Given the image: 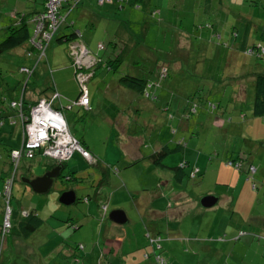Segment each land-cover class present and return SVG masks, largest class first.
<instances>
[{"label":"rangeland","instance_id":"rangeland-1","mask_svg":"<svg viewBox=\"0 0 264 264\" xmlns=\"http://www.w3.org/2000/svg\"><path fill=\"white\" fill-rule=\"evenodd\" d=\"M89 1L84 0L82 4L88 6ZM132 1H126L122 8L115 0L101 6L91 2L93 9L103 12L94 15L96 23L93 30H85L95 31L96 43L102 41L107 44L109 40L106 31L103 32L107 20L112 32L123 22L125 30L131 33L137 43L131 53L127 52L125 63L117 71L107 72L106 88L100 86L99 82L103 79L98 75L88 82L91 96L95 94L99 97L97 107L93 108L95 105L90 102L93 108L91 111L76 106L65 110L72 134L85 136L97 148V152L106 153L107 157L115 156L116 148L119 151L121 148L115 137L116 131L106 121L112 118L113 104L119 108L125 106L127 114L134 118L131 127L140 130L138 138L142 142V152L149 154L160 147L158 144L173 147L176 139L183 140L184 150L168 155L163 163L174 167L180 165L181 161H187L185 170L189 172L199 165H204L207 170L204 171L205 175L198 173L193 179L188 174L185 176L184 185L193 192L192 204L184 209L188 204V200H184L181 209L184 210L179 213L182 218L177 217L174 223L170 222V236L174 238L170 239L173 241L167 249L180 264H264V117H254L252 114L255 85L251 75L252 72L264 70V58L245 54L248 47L261 44L264 0H142L140 8L130 3ZM20 2L0 0V41L6 36L8 14L20 6ZM24 8L31 9L29 5ZM107 8L110 12L104 13ZM153 10L156 11L153 13ZM64 11L60 10L61 16L65 14ZM107 13L109 16L104 15ZM72 17L73 14L68 20ZM60 34L57 32L53 36L54 43L58 44L56 38ZM24 48L25 45L0 54V110L13 114L12 118L15 119V123L9 119L0 123V190H4V180L12 178L9 195L13 212L20 214L21 210L29 211L35 207L44 224L28 237L18 234L16 226L0 246V264H35L31 259H36L37 255L44 256L46 234L51 225L56 224H62L63 230L68 229L62 239L64 246H76L83 242L81 254L89 259H100L104 245L101 241V248L94 247L96 240L92 237V217H83L80 213L83 220L85 218V221L90 222L89 225L82 224L75 230L66 227L67 219L74 218L70 211L74 214L80 212L86 203L82 198L93 197L100 175L95 174L93 177L85 170L75 179H67L68 169L64 166L49 191L39 194L32 191L22 178H33L48 170L45 158L37 154L32 159L22 157L16 169L9 160L7 150L12 144L16 148L20 147L21 133L19 118L15 111L7 108L8 101L19 97L23 89L24 83L17 72L18 67H32L35 63V59L21 56ZM98 52L104 56L107 50ZM45 55L48 59V48ZM46 57L41 59L35 71L42 81L47 78V72L52 71L51 65H46ZM124 73L148 77L154 83L156 98L149 100L139 95L132 100L137 94L132 92L131 96L130 91L122 89L118 82ZM159 74H163V78H159ZM3 97L7 100L4 101ZM128 98H131L127 101L129 105L125 103ZM136 108H139L140 114L134 116ZM138 138L128 144V149L134 150ZM185 153L190 159L184 157ZM229 159L233 160L234 165L237 162L242 164V168L225 164ZM86 160L82 159L89 165L88 169H94L95 166ZM248 162H252L256 169L250 178ZM116 168L118 173L110 170L114 186H108V189H102L101 186L109 200L102 199L107 207L104 216L100 214V218L107 223H114L109 219V213L118 208L119 203L123 210H127L125 212L129 213L130 218L133 212V220L136 221L139 209L131 199L134 197L138 203L142 192L129 195L124 190L126 181L122 171L130 172V179H145L141 184L134 182L128 185L139 189L147 186L145 198L148 201L158 199L152 195L155 186L159 185V182H153V178L161 169L157 168L154 172L155 168L147 162L132 164L123 169L116 165ZM165 173L162 172L158 177L167 180ZM252 182L257 185L256 189L252 188ZM73 183L76 185L78 200L68 205L60 203L59 195ZM205 195L219 196V201L205 208L200 204V199ZM92 201L95 203V213L99 214L97 203ZM3 210L4 201L0 196V221L3 219ZM139 221L142 229L136 244L141 243L143 226L147 222L144 220L142 223L140 218ZM131 223H114L122 229V235H115V239L125 244L126 250L134 248L128 247L135 237ZM178 225L180 228L176 229ZM233 228L235 232L224 234V229ZM215 241H222L226 246L220 247ZM136 251L134 249L131 252ZM160 256L168 263L167 251ZM137 259L143 257L138 255ZM48 260L42 264H49L52 259ZM116 260L118 264H124L121 259ZM127 263L130 264L129 261Z\"/></svg>","mask_w":264,"mask_h":264},{"label":"trees","instance_id":"trees-1","mask_svg":"<svg viewBox=\"0 0 264 264\" xmlns=\"http://www.w3.org/2000/svg\"><path fill=\"white\" fill-rule=\"evenodd\" d=\"M18 1H20V0H18ZM82 1H84V0H61L60 1V4L58 5L57 11H56L57 18H58L57 27H56L55 31L52 33L51 38H50V40L51 39L53 40V36L56 35L57 32H62L63 30L66 31L67 29L69 30V33L67 35L66 34L65 35L60 34L56 39H58L60 42H65L64 44L66 46V53L68 55V58L70 60L71 65L73 67L74 78L76 80H77L76 71L78 68L73 63L72 57L69 55V48L68 47H69L70 42H76L79 44H83L86 48H87V46L85 45V43L82 40V31L75 27L77 20L80 21L79 16H77L75 19L73 16L70 20H68V17L73 14L72 13L73 9L79 8L80 4L84 3ZM92 1L95 2L97 5L101 6L105 2H110L112 0H103L101 3L99 2V0H92ZM115 1L119 4V7L122 8L123 4L126 3V1H128V0H115ZM33 2L36 3V2H38V0H34ZM26 3H27V5H29L30 1L21 0L20 6H18L17 8H14L8 14L9 23L5 26L6 36L3 40L0 41V54L25 45V48L22 51L23 53H21V56H23L24 58L35 59V63L32 67L30 65H27V66L26 65H20L18 67L17 72L21 75V79H22L21 82L24 83L23 89H22L20 96L11 98L8 101V105H7V108L9 107V108H11V110L16 112V115L19 118L20 126H21V144H20V147L19 148H10L9 147L7 150L9 160L13 163H14V160L12 158L11 153L14 150L21 152L19 161L22 157L32 159L35 157L36 154L43 156L41 154L42 149H40V148L34 149L35 154L33 157L29 158L26 156V154H25L26 147H25V141H24L25 133H24V129H23L24 123L30 117L31 107L36 105L40 98H45L47 101L50 102L51 106H52V104H53L52 102L54 100H59L60 106L56 107V108H54L53 106L52 107L54 109L60 111L64 117H66L65 110H71L74 106H76L78 108H83L86 111L91 110L89 89H88L89 106H87V109L84 108L83 106L77 105L75 103V101H77L79 93H80L79 82H77V84H78V95H77V97L72 99V100H68L66 102H60V99H59L60 95H58L56 89H52L51 82H49L47 80L39 81L40 78L38 76V73H35L36 66L39 64L41 59L46 57L45 52H46V49L48 47L50 40L48 42L42 41L43 42V50L35 48L33 46V43L36 42L37 40H39V38H40V34L36 32V28H37V24H38L39 15L45 11V0H40L39 5H42L43 7H42V9L37 10V11L25 10V8L22 9L21 6H23ZM130 3H132L133 5H136L137 8H140V5L142 4V0H133ZM61 9H65V11H64L65 14L63 16H61L59 13ZM155 11L156 10H153L151 12L154 13ZM136 43L137 42L133 40L131 33L128 32L127 30H125L124 23L120 22L118 24L117 28L114 30L113 34L111 36H109V40L107 41V44H104L102 42L97 44V52H92L91 50H89L87 48L93 57V63L90 67H88V68L83 67V69H82L83 72L90 73V77L86 83L88 84V82L91 80V78L95 75L97 68L98 69L103 68L107 72L108 71H117L118 68L125 63L126 57H127L126 56L127 52L131 53V51L134 48V46L136 45ZM248 48L249 49H247V51H246L247 53H245V54H247V55L255 54L257 57L264 58V31L261 34L260 46H258V47L250 46ZM98 50H102V51L107 50V53L103 56V55L99 54ZM41 51H43V52L41 53ZM134 63H137V62H134ZM32 64H33V62H32ZM134 65H136V64H134ZM134 67H136V66H134ZM159 75H160L159 78H163V74L162 75L159 74ZM251 75L254 77V85H255L254 99H253V104H252V114L254 115V117H257V116L258 117L259 116L264 117V70L252 72ZM118 82H120L119 85L122 89H124V90L128 89L129 91L137 94V95H135V98L139 95L142 97H145L149 100H154L156 98L155 91L153 90L154 83L148 77L146 78L145 76H142L141 74L138 75V74L124 73L119 77ZM28 86H29V88L27 89ZM87 88H88V86H87ZM36 89H38V98L32 104H30V102H29L30 100L28 98H26L25 95L27 94L28 90H29V92L34 94V91ZM2 99L4 101L7 100V98H5V97H3ZM1 112H3V111H1ZM2 117L0 114V121L3 120ZM7 117H8V115L6 117H3V118L5 119ZM10 120L12 123H15L14 118L11 117ZM66 123H67V120H66ZM67 126H68V123H67ZM68 128H69V126H68ZM137 131L138 130L136 129L135 126H132V127H130V129H128L129 134H131L133 132L137 133ZM71 134H72V132H71ZM72 135L74 136V134H72ZM83 148H85V147H83ZM184 148H185L184 141L181 139H176V143L174 144L173 147L169 146L168 144H164V145L160 146L157 150H154L151 153H149L148 155L143 156L141 159H137L134 162L133 161L130 162L129 165H132V164H134L140 160H147L155 166H166L163 163L164 159L168 155H170L174 152L183 151ZM75 152H78V151H75ZM92 155L95 158V161L94 162H88V163L90 165H93L96 167L98 166V168L102 172L103 176H105V173L108 170H111V171L113 170L115 173H118V169L116 168V165L104 164V163L102 165L101 159L99 157L95 156L94 154H92ZM69 159L67 161H69ZM230 159L227 160L225 162V164H228L229 166H233L234 165L232 163L233 160H230ZM62 164L63 163H61V165ZM252 165H253L252 162H248L247 172L249 174L248 175L249 178L252 177L256 171L255 167ZM187 166H188L187 161H181L180 165H178V166H174V167L166 166V167L173 170L174 177H176V178H174V180L177 181V179H179L182 175L183 176L187 175L185 172V168ZM234 166L237 169L242 168V164H240L239 162L235 163ZM251 168L254 169L253 173H250ZM201 170H202V172L200 171V169L197 166L193 167L190 171V177L195 178V176L198 173L205 175L204 171H206L207 169L203 168ZM10 179L12 180V178H10ZM67 179H70V178L68 177ZM7 180L8 179L4 180V183H3V189L4 190H2V191L0 190V196L3 198V201H4L3 219H2V221H0V246L5 241L6 236L9 233H11L12 230L16 228V226L18 227V234H20L23 237H28L36 229H38L43 223V220L39 217V215L35 212V210L33 208L30 209L29 211H23L22 212V210H21L20 214L13 212L14 210L10 206V195H9L10 190H11L12 181H11L9 190L6 192L5 191V185L7 183ZM101 182H102V179H100V182L98 183V185H97L98 187H96L95 194H94L95 198L98 200V208H99V216L100 217H101L100 214H102L104 216L105 211H106V207H107V204H104L102 202V199H105V201L109 200V198H108L109 196L105 197L101 191V188L99 187V186H101V185H99V184H101ZM161 184H162V182H159V185L152 192V195H159V193H160V195H163V193H161V190H159V187L161 186ZM252 188L253 189L257 188V185L255 184V182H252ZM169 199H171V197ZM77 200L78 199L76 197L75 201H77ZM82 200L84 202H88L89 196H85L84 198H82ZM103 205L105 206V209L102 208ZM7 208L10 210L8 218H9V221L11 223V227H10L8 232H6V231L3 232L1 227H2L4 220H5ZM12 217H14V223L12 222ZM73 217H74V215H73ZM73 219H71V218L67 219L68 221L66 222V227L75 230V229H78L79 225L77 224V222L76 223L72 222ZM145 236H146L148 242L152 245L153 252L144 254L142 264H148V262H150L149 261L150 257H153L152 258L153 260H151L150 264H167V262H165L160 256V254L163 253V251H162L163 248L161 245V240H162L163 236H161L160 233H158V232H157V234H152V232L148 229L145 230ZM68 246H70V245H68ZM70 247H71V249H73L72 253H69V255L64 256V257H60V255L63 256L65 254L60 253V255H59V253H58L59 259H52L51 264H113L110 261L113 257L111 245H105L104 246V251H102V253H101L102 258L93 259V260H88V259H86L85 256H83L81 254L80 250L83 249V247H84L83 242H79L76 246H70ZM56 254H57V252H56ZM126 255H128V253H126Z\"/></svg>","mask_w":264,"mask_h":264},{"label":"crops","instance_id":"crops-1","mask_svg":"<svg viewBox=\"0 0 264 264\" xmlns=\"http://www.w3.org/2000/svg\"><path fill=\"white\" fill-rule=\"evenodd\" d=\"M28 1H30V4L29 3L28 4H29V7H31L30 10H32V11L40 10L43 7L42 5H39L40 0H38V2H36V3L33 2L34 0H28ZM91 2H93V1L90 0L88 3V6H84V4L81 3L80 7L81 6L82 7L73 9L72 13H73L74 19L77 16H79L80 21L77 20L78 23L75 24V27L82 31L83 42L85 43V45L87 46V48L89 50H91L92 52L93 51L97 52V50H96L97 44L102 42V41H98L96 43L95 39H96L97 35H96L95 31L94 32H86L85 30L86 29L93 30V27L95 26V23H96L95 22L96 17L94 15H98V14L103 13V12L101 10L99 11V10L93 9ZM26 6H27V3L21 7H22V9H24V7H26ZM106 12H110L109 8H107L104 13H106ZM104 15L109 16V13L104 14ZM104 24L105 25L103 26V32L106 31L105 34L106 35L108 34L107 36H111L114 31L112 32V27H111L110 22L107 20V22ZM68 33H69V30L67 29L66 31L65 30L62 31L61 35H65V34L67 35ZM56 42L59 45L54 43L51 39L49 44H48V47H47L49 49V58L47 59V57H46V62H47L46 65L50 64L52 67V71L47 72V78L44 80L51 82L52 89H56L58 95H60V98H59L60 102H66L68 100H72V99L77 97V95H78V84H77L76 80L74 79V70H73V67L70 63L68 55L66 53V46L64 44L65 42H60L58 39H56ZM61 44H63V45H61ZM50 75H51V78H50ZM97 75L99 78L103 79V81L99 82L100 86L103 87V89L106 88V86L108 84L106 82V76H108L107 71L104 70L103 68H101V69L97 68L96 73L91 78V80H93V78ZM142 76H144V75H142ZM2 80L3 81L5 80L4 77L2 78ZM39 81H42V79H39ZM5 83H7V82H5ZM17 88L18 87H16V89ZM89 94H90V91H89ZM130 94L132 96L131 91H130ZM25 97L28 98L30 100L29 101L30 104H32L38 98V89H36L34 91V94L29 92L28 94L25 95ZM103 98H106V97H103ZM130 99L131 98L126 99V101L124 100L125 103L127 104L130 101ZM134 99H135V96H134V98H132V100H134ZM90 102H91V104L95 105V106H93V108L97 107L100 103L98 95L96 96L95 94H93L91 96V94H90ZM52 103H53L52 106L54 108L60 106L59 100H54ZM127 105H129V104H127ZM112 106H113L114 113L112 114V118H108L106 121H108L110 123L112 130L116 131L115 137H116V140L119 143L120 148H121V151H119L118 148H116V151H115L116 155L115 156L107 157L106 153L102 154L99 151L97 152L96 151L97 148L93 144H91V142L88 141L85 138V136L81 135L80 137H78V136H76V133L74 134V136L77 138V140L80 142V144L83 147H85L88 151H90L92 154H94L95 156H97L101 159L102 165H103V163L104 164L117 165L118 167L120 165V168L123 169L122 167L126 168L130 164V162H132V161L134 162L137 159H141L143 156H146L148 154L145 152H142V150H141L142 142L138 138V133H140V130H138L137 133H134V132L131 134L128 133V129H130V127L132 125V121L134 118H131L127 114V108L125 106L123 108L122 107L119 108L118 105H113V104H112ZM93 108H91V110ZM91 110H88V111H91ZM0 114H1V117L2 116L6 117L8 115V117L5 119L2 117L3 121H0L1 124L4 121H6L8 119L10 120V118L13 117V114H10V113L6 114L4 112H1ZM139 114H140L139 108H136V113L134 114V116H137ZM81 117H83V116H81ZM66 120H67V118H66ZM67 123H68V121H67ZM68 126H69V124H68ZM10 127L12 128V126H10ZM69 129H70V127H69ZM20 133H21V126H20ZM134 138H138V139L134 143L135 147H134V150L132 151V150L128 149V144H131V141ZM121 140H122V142H121ZM157 146H162V144H158ZM10 148H16V146H14V144H12V146H10ZM185 155H186V153L184 154L185 158L190 159L189 156H185ZM38 156L43 157L39 154H38ZM43 158H45V157H43ZM82 159L86 160L83 156H81V154L79 152H74L72 154L71 158L69 159V160H72V162L71 161L53 162V161H49L48 159L45 158V164L49 168H51L52 166L63 163L61 165L60 172L64 169V166H66L68 169L66 172L67 178L69 177L70 179H75L76 176H80L81 174H83V172L85 170H87L88 175H91L93 177L95 174H98V176L100 175L98 178V183L100 182V179H102L101 184H99L102 186V189L103 188L106 189L108 186L110 187L113 185V182L111 180L110 170H108L105 173V176H103L102 172L100 171L98 166L93 167L94 169H88L89 165L84 163L82 161ZM116 162H118V164H115ZM140 162H143V163L147 162L149 164V166L151 165L153 168H155V169H153L154 172L157 168L161 169V171H159L158 174L154 175L153 182L154 183L155 182H162L161 186L159 187V190H161V193H163V195H160V193H159V195H154L155 197L157 196L158 199H151V200L147 201L145 198V192L148 191V188H146L147 186L139 189V188H135V187H129V185H128V183H134V182H136L137 184H141L142 182L145 181V179H140V178L135 179V177L130 179V177H129L130 172H128L126 170L122 171L123 178L126 181V183H124V188H125L124 190L128 191L129 195H131L133 192H137V191L142 192V196H140L138 203L135 202L134 197H133V199H131V202L136 203L137 208L139 209V211H138L139 216L135 212L136 217H137L136 221L133 220V212L131 214L132 218H130L129 213L125 212L127 210H123L122 206H119L120 205L119 203L117 206L118 208H115V209H121L125 212L126 217H127V221H126L127 223L132 222L130 224V226H131V230L135 231V237H133V239L130 241V243H129L130 246H128V247H134V248L126 250L125 244H120V242L117 239H115V238H117L115 235H117V234L122 235L121 227L114 224L115 222L114 223H111V222L107 223L105 220L102 221L99 214L95 213V203L92 201V200H94L97 203V207H98V200L94 196L95 191L93 192L94 193L93 197L89 196V201L83 205V208L80 210V212H77L74 214L72 211H70L74 215V219L72 220V222H74V223L77 222V224L79 226L82 224H84L86 226V225H89L90 222L85 221V218L83 220V217H87V216L92 217V219H93L92 222L94 223L93 229H92V232H93L92 237L94 240H96V244L94 245V247H95V249H96V247L101 248V241H102L104 246L105 245H111L113 257L111 260L110 259L109 260L113 264H118L116 259H121V261L124 264H128L127 261H129L130 264H142L143 263L142 262L143 259H137L138 255L143 257L145 253H152L153 252L152 245L148 242V240L145 236V230L146 229L150 230L152 232V234H157V232H158V233H160L161 236H163V238L161 240V245L163 248V250H162L163 253H165V251H167L168 255H169V259H168L167 264H180L179 261L174 258L171 251H169L167 249V247L170 246L171 241H173L170 239L174 238V237L170 236L171 235L170 231L172 229H170L169 226H170V222L174 223V220L177 217L182 218V216H179L180 211H183L184 209H186V207L188 205L190 206L192 204L191 199H192L193 192H191V190H188V188L184 185V183H185L184 178L186 175H184V176L182 175L176 181V180H174V178H176V177H174V173L171 171L170 168L166 167L167 165L166 166H155L147 160H140L134 164H137ZM176 166H178V165H176ZM162 168H166V169L163 170ZM198 168H200V170H201L204 168V165H199ZM164 171L167 172V173H165L167 180H162V178L158 177ZM185 172L190 177V172L187 170H185ZM74 184L75 183L71 184L70 188H67V189L73 190L75 192V197H76V191H75L76 185H74ZM101 186H99V187L101 188ZM120 188L123 190V187L120 186ZM155 188H156V186H155ZM102 189H101V191H103ZM102 193L105 197H108L105 194V190ZM170 197H171V199H169ZM238 198H240V195H238ZM184 200H186V201L188 200V204H186L185 206H184V204H185ZM218 201H219V196L217 198V202ZM131 206H132V204H131ZM183 206H184V209L181 210ZM245 207H247V205ZM21 209H25V208H21ZM33 209L38 214L37 209L35 207H33ZM98 210H99V208H98ZM80 213L83 215V217H81L82 215H80ZM195 216H197V215H195ZM138 217L140 218L142 223L144 222V220H146L147 222H145L144 226H143V235L140 238L141 243L136 244V238H139V233L141 232V229H142V227H140V225H139L141 223H140ZM49 223H47V221H46V224L50 225ZM43 224L44 223H42L41 226H43ZM178 228H180L179 225L176 226V229H178ZM67 230L68 229L63 230L62 224L51 225V227L48 231V234H46L47 240L43 244L44 245V247H43L44 256L40 257L37 255L36 259H31V260H33L35 264H42V262L44 263V261H47L48 259H59L58 253H59V255H60V253L65 254L63 256L60 255V257L67 256V255H69V253H72L73 249H71V247L68 245L64 246V244L62 242L63 236L66 235ZM230 231L235 232V229L233 228L230 230L229 229L223 230V232H225L224 233L225 235H227V232H230ZM69 237H71V235ZM118 237H120V236H118ZM236 237H239V236L236 235ZM215 243L217 245H219L220 247L225 245V243L222 241H215ZM134 249L137 251L131 252ZM254 250L256 253L258 252V251H256V248ZM56 252H57V254H56ZM119 252L121 253L120 256L118 255ZM126 253H128L127 256H125ZM39 258H42V259H39ZM43 258H47V259H43ZM86 259L93 260V259H89V258H86ZM125 259H129V260L126 261ZM36 260H37V262H36ZM151 260H153V259H149L150 262H151ZM24 261L29 262L28 259H24ZM51 263L52 262H50L49 264H51Z\"/></svg>","mask_w":264,"mask_h":264},{"label":"built area","instance_id":"built-area-1","mask_svg":"<svg viewBox=\"0 0 264 264\" xmlns=\"http://www.w3.org/2000/svg\"><path fill=\"white\" fill-rule=\"evenodd\" d=\"M61 0H45V11L39 15L36 32L40 34L39 40L33 43L37 49L43 50V42H48L52 33L57 27V7ZM103 0H99L101 3ZM100 46V45H99ZM69 55L73 59V63L78 68L76 78L79 82V96L75 103L87 109L89 106L87 81L90 73L82 71L83 67L88 68L93 63V57L90 51L83 45L76 42H70ZM43 51H41L42 53ZM84 57L87 59L85 60ZM38 111H40L38 113ZM25 137L26 156L31 158L35 154L37 148L42 149L41 154L53 162H66L73 152L78 151L88 162H94L95 158L87 151L80 142L71 134L65 117L60 111L54 109L50 102L45 98H40L38 103L31 107L30 117L23 125ZM14 160V168L18 166L20 151L14 150L11 153ZM254 169L251 168L250 173ZM11 179L7 180L5 191L10 188ZM102 208L105 209L103 205ZM5 220L2 225L3 232H8L11 223L9 221L10 210L7 208ZM161 260V259H160Z\"/></svg>","mask_w":264,"mask_h":264},{"label":"water","instance_id":"water-1","mask_svg":"<svg viewBox=\"0 0 264 264\" xmlns=\"http://www.w3.org/2000/svg\"><path fill=\"white\" fill-rule=\"evenodd\" d=\"M61 169V164H57L52 168L46 170L43 174L38 175L33 178H26L23 177L22 180L25 184H27L32 191L35 193H46L49 191L53 181L56 177L59 176ZM75 192L73 190H65L62 192L59 197L58 201L62 204H72L75 202ZM217 202V198L213 195H205L200 199V204L205 207L209 208L213 206ZM109 219L115 223L124 224L127 221L126 214L121 209L112 210L109 213Z\"/></svg>","mask_w":264,"mask_h":264},{"label":"flooded vegetation","instance_id":"flooded-vegetation-1","mask_svg":"<svg viewBox=\"0 0 264 264\" xmlns=\"http://www.w3.org/2000/svg\"><path fill=\"white\" fill-rule=\"evenodd\" d=\"M52 167H53V166H52ZM52 167H51V168H52ZM49 169H50V168H49Z\"/></svg>","mask_w":264,"mask_h":264}]
</instances>
